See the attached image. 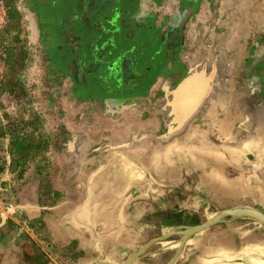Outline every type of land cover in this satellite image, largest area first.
Segmentation results:
<instances>
[{"label":"rangeland","instance_id":"rangeland-1","mask_svg":"<svg viewBox=\"0 0 264 264\" xmlns=\"http://www.w3.org/2000/svg\"><path fill=\"white\" fill-rule=\"evenodd\" d=\"M0 264H264V0H0Z\"/></svg>","mask_w":264,"mask_h":264},{"label":"water","instance_id":"water-1","mask_svg":"<svg viewBox=\"0 0 264 264\" xmlns=\"http://www.w3.org/2000/svg\"><path fill=\"white\" fill-rule=\"evenodd\" d=\"M230 213H231V211L223 212V213H221V215H219L217 217H214V218H212V219H210V220H208V221H206V222H204L202 224H199V225H197L195 227H192L191 230L192 231H198V230L204 229L206 227H209V226L215 224L216 222H218L220 217L225 216V215L230 214Z\"/></svg>","mask_w":264,"mask_h":264},{"label":"crops","instance_id":"crops-1","mask_svg":"<svg viewBox=\"0 0 264 264\" xmlns=\"http://www.w3.org/2000/svg\"><path fill=\"white\" fill-rule=\"evenodd\" d=\"M66 5H68V2H67V4ZM48 5L47 4H40L39 6H38V10H39V12H38V10H37V13L39 14V15H47V13H49V9H48ZM61 8H63V10H64V12L65 13H67L66 12V9H64V6H62Z\"/></svg>","mask_w":264,"mask_h":264}]
</instances>
